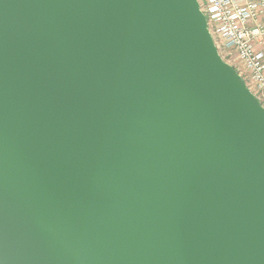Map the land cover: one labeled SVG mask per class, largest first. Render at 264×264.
I'll return each mask as SVG.
<instances>
[{
  "label": "water",
  "instance_id": "95a60500",
  "mask_svg": "<svg viewBox=\"0 0 264 264\" xmlns=\"http://www.w3.org/2000/svg\"><path fill=\"white\" fill-rule=\"evenodd\" d=\"M198 0H0V264H264V107Z\"/></svg>",
  "mask_w": 264,
  "mask_h": 264
},
{
  "label": "built area",
  "instance_id": "2783aa9c",
  "mask_svg": "<svg viewBox=\"0 0 264 264\" xmlns=\"http://www.w3.org/2000/svg\"><path fill=\"white\" fill-rule=\"evenodd\" d=\"M215 45L264 107V0H198ZM214 40V38H213ZM242 77V76H241Z\"/></svg>",
  "mask_w": 264,
  "mask_h": 264
},
{
  "label": "rangeland",
  "instance_id": "374dc122",
  "mask_svg": "<svg viewBox=\"0 0 264 264\" xmlns=\"http://www.w3.org/2000/svg\"><path fill=\"white\" fill-rule=\"evenodd\" d=\"M208 27L210 28V24H209V23H208ZM210 29H211V28H210ZM213 38H214V41H215V39H216L215 36H213ZM219 53H220V55L222 56V58H223L224 60H227L226 56H223V53L221 52L220 49H219ZM240 76H242V78L246 80V77H245L244 74H241Z\"/></svg>",
  "mask_w": 264,
  "mask_h": 264
}]
</instances>
